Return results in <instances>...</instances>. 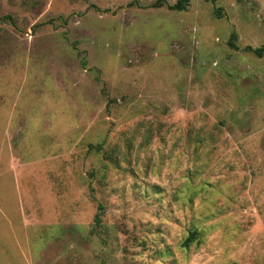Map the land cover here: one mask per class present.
<instances>
[{"label":"rangeland","instance_id":"374dc122","mask_svg":"<svg viewBox=\"0 0 264 264\" xmlns=\"http://www.w3.org/2000/svg\"><path fill=\"white\" fill-rule=\"evenodd\" d=\"M176 2L0 0V264H264V0Z\"/></svg>","mask_w":264,"mask_h":264},{"label":"trees","instance_id":"16d2710c","mask_svg":"<svg viewBox=\"0 0 264 264\" xmlns=\"http://www.w3.org/2000/svg\"><path fill=\"white\" fill-rule=\"evenodd\" d=\"M189 2H190V0H177V2L174 5L169 6L168 8H169V10H172V11L181 12V11L186 10L187 6L189 5ZM233 36L234 35L232 34L230 39L233 40ZM230 44L232 45L231 41H230ZM245 50L248 51V52H251V53H253V54L257 55V56H261L264 53V48L253 49L251 47H246ZM91 148H93V147H91ZM102 210H103V208L101 206H98V211L101 212ZM95 224H96L97 227H99L101 225V218H100L99 213L95 217ZM198 234L199 233H198V231L196 229L190 231L188 237L184 241V247H188L191 243H193L197 239V237H198L197 235Z\"/></svg>","mask_w":264,"mask_h":264}]
</instances>
